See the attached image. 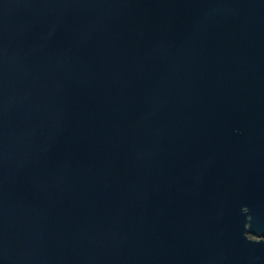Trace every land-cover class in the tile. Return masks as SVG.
Masks as SVG:
<instances>
[{"label":"water","instance_id":"1","mask_svg":"<svg viewBox=\"0 0 264 264\" xmlns=\"http://www.w3.org/2000/svg\"><path fill=\"white\" fill-rule=\"evenodd\" d=\"M250 228L264 0H0V264H264Z\"/></svg>","mask_w":264,"mask_h":264},{"label":"flooded vegetation","instance_id":"2","mask_svg":"<svg viewBox=\"0 0 264 264\" xmlns=\"http://www.w3.org/2000/svg\"><path fill=\"white\" fill-rule=\"evenodd\" d=\"M247 227H249V224H247ZM247 234L254 239H264V232L259 231V230H254L252 228L249 229V231L247 232Z\"/></svg>","mask_w":264,"mask_h":264}]
</instances>
